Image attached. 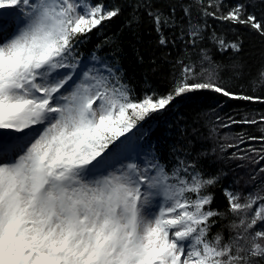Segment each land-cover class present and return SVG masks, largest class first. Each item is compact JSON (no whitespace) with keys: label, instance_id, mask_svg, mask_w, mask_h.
I'll return each mask as SVG.
<instances>
[{"label":"snow or ice","instance_id":"obj_1","mask_svg":"<svg viewBox=\"0 0 264 264\" xmlns=\"http://www.w3.org/2000/svg\"><path fill=\"white\" fill-rule=\"evenodd\" d=\"M125 7L129 26L141 22L143 9L167 47L165 29L177 21L173 4L165 11L157 0H0V264H259L264 196L242 202L239 192L224 189L226 212L213 208L208 189L219 177L201 170L205 153L194 147L195 129H178L167 148L142 143L146 134L133 130L197 90L264 98L227 88L221 74L229 66L206 53L199 65H173L169 90L145 79L139 95L117 57L99 54L107 38L87 62L79 47ZM209 7L216 11L204 15L264 36V0H215ZM183 12L190 18L189 8ZM188 23L195 45L203 36ZM217 43L236 53L242 45L239 39ZM251 83L264 87V69ZM232 123L264 124V115ZM248 139L264 144V135ZM259 153L258 165L264 148ZM258 171L264 174V167ZM228 213L239 221L225 240L212 228Z\"/></svg>","mask_w":264,"mask_h":264},{"label":"trees","instance_id":"obj_2","mask_svg":"<svg viewBox=\"0 0 264 264\" xmlns=\"http://www.w3.org/2000/svg\"><path fill=\"white\" fill-rule=\"evenodd\" d=\"M104 2L122 5L125 0ZM157 2L165 11L170 4L176 5V26L165 29L170 41L167 47L159 44V36L147 15L143 14V9L140 13L141 22L139 24L134 22L129 26L127 20L131 8L125 7L119 17L105 22L100 34L95 30L89 34L90 38L78 49L81 56L85 59L90 58L97 44L103 43L106 38L110 40L99 54L117 57L139 95L147 87L145 79L161 92L169 90L173 65L180 61L199 65L206 53L216 63L229 66V69L221 74L222 83L227 88L238 94L264 98V87L253 88L251 83L257 78L258 72L264 69V36L250 28L236 27L213 16L204 15V9L208 12L216 11L214 7H209V3H214L215 0H157ZM234 2L235 0H224L225 5ZM185 7L190 9V18L184 15ZM221 11L226 9L222 8ZM255 11L258 16L261 15L260 7ZM189 19L203 36V39L196 40L195 45L187 35L190 31ZM181 29L184 30L183 38ZM220 38L226 42L241 40L240 52L236 53L230 48L221 51L217 43V39ZM233 64L240 66L235 73L230 70ZM261 115H264V102L260 100H239L225 97L209 89L197 90L176 98L167 110L142 121L133 132L137 136L146 134L142 143H158L167 148L177 138L178 129L187 128L189 132L195 129L194 147L197 151L205 153L200 158L201 170L205 177H219L217 183L208 189L215 194L212 207L226 212L228 202L224 196V189L239 192L242 202L243 197L253 195L254 192L264 196V174L258 171L260 167H264V161H260L259 165L253 162L259 159V150L264 148V144L259 139H248L249 136L264 135V124L232 123V120L253 118L259 121ZM241 138L244 143H240ZM250 148L258 150L257 153L248 151ZM241 155H244L245 159L236 158ZM253 175L257 177L256 180L252 179ZM234 220L238 222L239 217L231 213L218 219L212 228V234L221 232L225 240L235 235L231 228ZM259 264H264V260H260Z\"/></svg>","mask_w":264,"mask_h":264},{"label":"rangeland","instance_id":"obj_3","mask_svg":"<svg viewBox=\"0 0 264 264\" xmlns=\"http://www.w3.org/2000/svg\"><path fill=\"white\" fill-rule=\"evenodd\" d=\"M87 62H90V58H88V59H85ZM253 195L252 196H256V195H258V194H256V192H254V193H252ZM235 233V232H234Z\"/></svg>","mask_w":264,"mask_h":264}]
</instances>
